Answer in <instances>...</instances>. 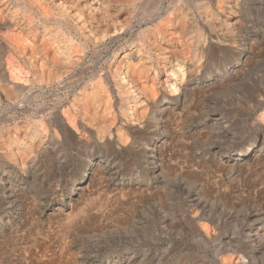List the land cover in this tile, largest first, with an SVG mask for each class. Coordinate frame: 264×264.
<instances>
[{
  "label": "bare ground",
  "instance_id": "6f19581e",
  "mask_svg": "<svg viewBox=\"0 0 264 264\" xmlns=\"http://www.w3.org/2000/svg\"><path fill=\"white\" fill-rule=\"evenodd\" d=\"M263 39L264 0H0V264H59L44 235L54 220H61L65 237L96 235L100 213L89 205H95L98 187L116 208L110 216L118 241L133 244L147 230L127 228L118 209L149 197L159 221L148 232L162 246L186 235L185 229L190 241L211 245L218 257L232 252L220 264H264ZM259 61L262 73L254 78ZM240 84L250 88L245 102L236 96V109L221 113L226 104L215 97ZM239 99L244 108L237 114ZM243 113L256 115L255 135L233 143L228 165L221 167L249 171L244 186L259 205L249 225L258 230L238 240L209 229L210 223L216 230L228 223L217 214L220 206L212 209L204 200L208 188L198 182L197 167L208 163L189 152L186 165L179 156L193 146L182 141L189 116L199 120L193 136L213 134L218 148L231 116ZM203 129L208 131L201 134ZM121 168L124 178L135 177L138 192L121 178ZM171 179L179 182L173 186ZM238 185L214 198L219 195L221 206L223 199L233 202L244 190ZM170 212L185 216L172 220Z\"/></svg>",
  "mask_w": 264,
  "mask_h": 264
},
{
  "label": "rangeland",
  "instance_id": "374dc122",
  "mask_svg": "<svg viewBox=\"0 0 264 264\" xmlns=\"http://www.w3.org/2000/svg\"><path fill=\"white\" fill-rule=\"evenodd\" d=\"M262 45L260 46V50H259V55H263L264 56V50L263 49V46H264V39L263 41L260 42ZM260 60V58H259ZM260 61L258 63V65L255 67V75H254V78H259L260 77V74L262 73L260 70L262 69L260 67ZM251 79V77H250ZM256 81H258L256 79ZM255 81V82H256ZM254 82V81H252ZM257 83V82H256ZM253 85V84H252ZM251 85V87H252ZM238 86V87H237ZM250 88L247 86V84H240L239 85H236V87H233L232 89L228 90V92H223V93H220L217 95V97H215L216 99H218V102H224L226 104V109H224L223 114H226L227 115V112H229L231 114V112H233L235 109H234V97L236 96H240L244 99V102L246 100V95L248 94V90ZM227 93V94H226ZM225 95V96H224ZM229 99V100H228ZM225 100V101H224ZM240 106H238V113L237 114H240V109H243L244 108V104L240 103V99L239 101ZM214 105L212 106L214 109L213 110H217V107L218 105L216 104V102L214 101L213 103ZM240 107V108H239ZM219 109V108H218ZM226 110V111H225ZM230 110V111H229ZM236 115V111L234 113V116ZM228 116V115H227ZM233 116V115H232ZM231 116V119L233 121V123H231V125H229L230 127L229 128H226L227 131H228V136L226 137V140L224 139L225 137H222L221 138V146H219L218 148L216 147V145H218L216 142L217 140H219L216 136H212L211 134L208 136V134H206L205 136H203V138L200 137L197 138L196 136L194 137L193 134L196 133L195 132V129L199 131V120L197 119V116L195 115H191L188 117L187 119V123L186 124V128L188 130H186V137L185 138H182V141L184 142L185 145H189L190 147V143H192V147L187 149L185 151V153L187 152L188 155L184 154L183 152L181 153L182 155H180L179 157V160L185 162L184 164L188 165L190 164V153L192 155V159H193V156H194V159H198L202 162H207V167L210 168L208 170L206 165L204 167H197L198 168V171H201V176H199V179H198V182L201 183V181L204 180V185H207L206 187L210 190L208 191L207 189V195L206 197H204V200L207 204L210 205V208L212 206V209H214V207L216 206H220V211H217V214L219 213L222 221L228 223V226H224L220 227L221 229L224 228V229H215V224L213 223H210L208 221H205L207 223H210L208 224L210 227L209 229H213L212 231H214L215 233L219 234L217 236H223L227 233L231 234L230 236L233 237H237L238 240H240V238L243 240H245V238H243V233H244V236H246L247 232L249 229L253 230V232H256L258 230V226H254L253 228H250L251 226L250 225V222H251V215H253V213H255L256 210L259 209V205L258 203L256 202L257 198L256 196L255 197H250L249 196V193L248 191H246V187L244 186L245 185V182L247 181L248 179V173L249 171H246L244 169L242 170H228L226 171L225 169L221 168L225 165H228L227 163V160L229 159V156L232 155V144L235 143V142H240L241 140H244V139H249L251 137H253L255 135V131L252 130V125L253 123L255 122V119H256V115L255 114H246V113H243V116L242 117H232ZM246 117V118H244ZM236 118V119H234ZM255 118V119H254ZM195 119V120H194ZM241 120V121H240ZM248 122V123H247ZM195 123V124H194ZM244 123V124H243ZM192 124V125H191ZM198 125V126H197ZM237 125V126H236ZM235 127V128H234ZM195 128V129H194ZM239 128V129H238ZM204 131L200 130L201 134L203 133H206L208 131L203 129ZM189 131V132H188ZM233 133V134H232ZM251 133V134H250ZM190 134V135H189ZM189 135V136H188ZM192 135V136H191ZM216 138L214 140V138ZM243 136V137H242ZM191 137V138H190ZM194 137V138H193ZM188 138V139H186ZM194 140H193V139ZM208 138V139H207ZM189 139H192V140H189ZM197 139V141H196ZM223 139V140H222ZM230 139V140H229ZM187 140V141H186ZM200 140V141H199ZM208 140V141H207ZM237 140V141H236ZM196 141V142H195ZM204 141V143H203ZM200 142V143H199ZM214 142V143H213ZM228 142V143H227ZM200 146H199V144ZM197 144V145H196ZM225 144V145H224ZM227 144V145H226ZM229 144V145H228ZM198 146V147H196ZM196 147V149H194ZM201 148V149H200ZM205 148V149H204ZM209 149V150H208ZM224 149V150H223ZM200 150V151H199ZM206 150V151H205ZM221 150V151H220ZM194 151V153H193ZM226 151V152H225ZM231 151V152H230ZM190 152V153H189ZM197 152V153H196ZM212 153H217L216 154V158H212L213 155L211 154ZM222 152V153H221ZM249 152V151H248ZM247 152V153H248ZM208 154V155H207ZM203 156H204V160H203ZM220 156V157H219ZM184 158V159H183ZM186 158V159H185ZM195 159V160H196ZM207 159V160H206ZM212 159V160H211ZM224 159V160H223ZM186 160V161H185ZM215 160V161H214ZM220 162V160H222L218 167H216V163L215 162ZM211 161V162H210ZM214 162V163H212ZM210 163V164H209ZM224 163V164H223ZM123 166H122V165ZM183 164V165H184ZM119 165L122 167V168H125L126 165L122 162H119ZM210 167H209V166ZM222 165V166H220ZM120 169V173H121V178L124 176V174L126 173V170L125 169ZM202 169V170H201ZM212 169H214L212 171ZM207 171V172H206ZM210 171V172H209ZM215 171V173H214ZM226 171V172H225ZM212 172V173H211ZM220 173V174H219ZM215 174V175H214ZM222 174V175H221ZM206 175V176H205ZM217 175V176H216ZM137 177V176H136ZM207 179H206V178ZM216 177V178H215ZM220 177V178H219ZM243 177V178H242ZM245 177V178H244ZM124 178V177H123ZM213 180H212V179ZM222 178V180H221ZM240 178V179H239ZM242 178V179H241ZM125 183L130 185L131 187L135 188L134 190H137L138 192V186L135 185L136 182H134V180L136 181L135 177L130 179V177L127 175L125 176ZM210 179V180H209ZM229 179H231L229 181ZM217 180V181H215ZM224 180V181H223ZM127 181V182H126ZM178 180L176 179H171L170 182L171 184H175V183H178L177 182ZM214 181V183H213ZM236 181L237 183L235 184ZM182 182V181H181ZM217 182V183H216ZM230 182H233L230 183ZM183 183H186L187 182H184ZM203 183V182H202ZM201 183V184H202ZM240 183V184H239ZM215 184V185H214ZM240 185L241 186V189L243 188L244 190H238L236 192V195L235 196V193L234 196H235V199L233 198V202L229 203V202H225L224 199L221 200L222 201V206L219 204L220 202L218 200H220L218 197L219 195H217L216 198H214V196L217 194L216 192H225V191H228L231 189V187L233 186H237V185ZM223 185V186H222ZM229 185V186H228ZM238 185V186H239ZM174 186V185H173ZM214 186V187H213ZM219 186V187H218ZM228 186V188H227ZM244 186V187H242ZM222 187H224L222 189ZM230 187V188H229ZM99 188V187H98ZM98 188H94V189H97L95 192L96 194L94 193V196H93V201L95 202V205L91 203V205H89L90 209L94 211V213H97L99 214L100 213V220L98 221L99 223L102 221L103 223H96V235H91V236H86V235H89V234H86V235H83V236H78V237H75L73 236L72 234H68L66 235L65 237V231L63 232V227H62V223H61V220L59 221H53L52 223V226H50L49 230H48V227L44 228V235H48L50 238H48V242L47 243V246H51L50 247V250L48 251V254L49 253H54V255L59 258V264H113V263H108L109 261H112L114 262V260H118V261H133V262H136L135 264H205L206 260H207V263L206 264H220L221 263V259L222 258H230V255H232V252H226L224 254H220V257H218L219 255L217 254L216 252V249L211 247V245H209L208 247H205L203 246L204 248L202 247H199L198 245H196L194 242L190 241L189 238H187L189 232L188 230L185 231V229H183L184 232H186L187 234L186 235H181V233L179 234L180 237L179 238H176L175 240H173L174 242L170 243L169 245H166V246H162V240H155V238H153L148 230H152L154 229L155 230V227H157L158 225V221H159V215L157 214V210H158V207L154 205L153 201H150L149 200V197H147V201L145 203H140V204H135L133 206V203L132 207H126L124 208L123 212H121V209H118L120 211V214L122 215L123 213V217L125 218L126 220V227L133 230L135 229L136 231H141L142 228L146 227L147 230L144 232V234H141V236H136L141 238V241H138V238L136 237L135 239H137V241H135L133 244H126V242L124 241H118L116 236H117V233L116 231H114V229L116 228V225H115V220L113 221L112 220V216H110L111 214H113V212L116 210L115 207H110L111 204H107V201L108 198L106 196V194L104 193L103 191V187L98 189ZM244 191V193L242 192ZM211 195H210V193ZM241 193V194H240ZM248 193V194H247ZM105 195V196H104ZM257 195V194H255ZM137 196V195H135ZM134 197V196H133ZM242 197V200L240 199ZM244 197V198H243ZM97 198V199H96ZM218 198V200H217ZM249 198V199H247ZM105 199V200H104ZM136 198H134L135 200ZM213 199H216V201L213 202ZM247 199V200H246ZM252 199V201H251ZM256 199V200H255ZM133 200V201H134ZM137 200V199H136ZM203 200V201H204ZM239 200V201H238ZM244 200V201H243ZM103 201V203H102ZM131 201V200H130ZM149 201V202H148ZM239 203L240 201V204H238L237 202ZM101 202V203H100ZM106 202V203H105ZM246 202V203H245ZM187 203V202H186ZM212 203V204H211ZM235 203V204H234ZM143 204V205H142ZM225 204V205H224ZM231 204V205H230ZM94 205V207H93ZM180 207H179V206ZM178 207H179V211H182L181 208H183L184 205H182L180 202H178ZM96 206V207H95ZM102 206V207H101ZM106 206V207H105ZM141 206H144V207H141ZM147 208H146V207ZM153 206V207H151ZM227 206V207H226ZM230 206V207H229ZM255 206V207H254ZM105 209H102L104 208ZM111 208V209H110ZM129 208V209H128ZM146 208V209H145ZM151 208V209H150ZM228 208H230L231 210H229ZM240 208V209H239ZM256 208V209H254ZM100 209V210H99ZM126 209V210H125ZM143 209V210H142ZM227 209V210H226ZM234 209V210H232ZM99 210V211H97ZM117 210V213L119 212ZM133 210V211H132ZM138 210V211H137ZM226 212H225V211ZM238 210V211H237ZM111 211V212H110ZM129 211V212H128ZM99 212V213H98ZM108 212V213H107ZM127 212V213H126ZM236 212V213H235ZM110 213V214H109ZM129 213V215H128ZM132 213V214H131ZM139 213V214H138ZM179 213V214H178ZM176 213L177 215L176 216H179V217H175L173 215L172 212H170L169 214V218H171L172 220H175L176 218L177 219H180V220H183L182 218H184L185 214L184 213H181V212H178ZM181 213V214H180ZM109 214V215H108ZM216 214V215H217ZM223 214L225 215H232L234 216V219L229 220V218L227 219V217H224L222 216ZM248 214V215H247ZM140 217H139V216ZM152 215V216H149ZM219 215H217L219 217ZM240 215V216H239ZM120 216V215H119ZM136 216V217H135ZM138 216V217H137ZM154 216V217H153ZM146 217V218H145ZM153 219H152V218ZM223 217V218H222ZM247 217V218H246ZM104 218V220H102ZM107 218V219H106ZM110 218V219H108ZM149 218V219H148ZM236 218V219H235ZM132 219V220H130ZM58 220V219H57ZM107 220V221H105ZM111 220V221H110ZM144 220V221H143ZM149 220V221H148ZM155 220V221H154ZM132 221V222H131ZM234 221V222H233ZM243 221V222H242ZM58 224H57V223ZM108 222V223H107ZM111 222V223H110ZM113 222V224H112ZM139 222V223H138ZM148 222L150 224V228L147 227L148 225ZM176 222V221H175ZM105 223V224H104ZM147 223V224H145ZM103 224V225H102ZM109 224V225H108ZM129 224V225H128ZM59 225V226H58ZM134 225V226H133ZM138 225V226H137ZM142 225V226H141ZM146 225V226H145ZM233 225V226H232ZM244 225V226H243ZM54 226V227H53ZM61 226V229H59ZM99 226V227H98ZM232 226V227H231ZM57 227V229H56ZM113 229H112V228ZM234 227V228H233ZM239 227V228H238ZM140 228V229H139ZM237 228V229H235ZM47 229V230H46ZM101 229V230H99ZM111 229V230H110ZM230 229V230H229ZM232 229H235V233H232L231 231L234 232V230ZM245 229V230H244ZM51 230V231H50ZM59 231V234H58V231ZM61 230V232H60ZM65 230V229H64ZM242 230H244V232H242ZM49 231H50V234L53 233L54 235H50L49 234ZM53 231V232H52ZM218 231V232H217ZM220 231V233H219ZM238 231V232H237ZM137 232V233H138ZM57 233V235H55ZM115 233V234H114ZM225 233V234H224ZM64 234V235H63ZM107 234V235H106ZM112 234V235H111ZM236 234V235H235ZM44 235L41 236V238L43 237L44 238ZM61 235V236H60ZM109 235V236H108ZM150 235V236H149ZM238 235V236H237ZM73 238H72V237ZM114 236V237H113ZM148 236V237H147ZM183 236V237H182ZM221 236V237H222ZM71 239H69V238ZM85 237V238H84ZM90 237H92L91 239H89ZM111 237V238H110ZM113 237V238H112ZM185 237V238H184ZM240 237V238H239ZM52 238V239H51ZM180 238H182V240H180ZM184 238V239H183ZM66 239V240H65ZM93 239V240H92ZM70 240V241H69ZM96 240V241H95ZM98 241V242H97ZM110 241V243L108 242ZM144 241V242H143ZM183 241V242H182ZM64 242V243H63ZM70 242V243H69ZM93 242V243H92ZM124 242V243H123ZM52 243V244H50ZM55 243V244H54ZM190 243V244H189ZM60 244L62 246H60ZM69 244V245H68ZM126 244V245H125ZM160 244V245H159ZM180 244V245H178ZM184 244V245H183ZM189 244V245H188ZM194 244V245H193ZM65 245V247H64ZM68 245V246H67ZM71 245V246H70ZM123 245V246H122ZM135 245V246H134ZM159 245V246H158ZM178 245V246H177ZM182 245V246H181ZM192 245V246H190ZM237 245H239L237 243ZM128 246V247H126ZM189 246V247H188ZM67 247V249H66ZM75 247V248H74ZM116 247V248H115ZM132 247V248H131ZM146 247V249H145ZM149 247V248H148ZM195 247V248H194ZM199 247V248H198ZM52 248V250H51ZM65 248V249H63ZM73 248V249H72ZM86 248V249H85ZM152 248V249H151ZM167 248V249H166ZM173 248V249H172ZM194 248V249H193ZM209 248V249H208ZM211 248V249H210ZM57 249V250H56ZM63 249V250H62ZM71 249V250H70ZM96 249V250H95ZM165 249V250H164ZM171 249V251H170ZM176 249V250H175ZM178 249V250H177ZM183 249V250H182ZM203 249H207V250H203ZM230 249V248H229ZM241 249V250H240ZM146 250V251H145ZM161 250V251H160ZM239 251H244L245 249H243L242 246L239 245ZM64 251V252H63ZM117 251V252H116ZM168 251V252H167ZM174 251V252H173ZM194 251V252H193ZM213 251H215L216 253H213ZM230 251V250H229ZM60 252V253H59ZM149 252V253H148ZM182 252V253H181ZM186 252V253H185ZM197 252V253H196ZM204 252V253H203ZM206 252V254H205ZM209 252V253H208ZM69 253V254H67ZM94 253V254H93ZM153 255H152V254ZM164 253V254H163ZM167 253V254H166ZM180 253V254H179ZM195 253V255H193ZM49 254V255H51ZM65 254V255H64ZM76 254V255H75ZM88 254V255H87ZM115 257H113L112 256ZM125 254V255H124ZM133 257H132V255ZM158 254V255H157ZM208 254V255H207ZM63 255V257H62ZM68 255V256H67ZM73 255V256H72ZM80 255V256H78ZM82 255V256H81ZM131 255V256H130ZM184 255V256H183ZM201 256V259H197L198 256ZM206 257H205V256ZM217 257H216V256ZM229 255V256H227ZM61 256V257H59ZM122 258H121V257ZM129 256V257H128ZM154 256V257H153ZM181 256V257H180ZM183 256V257H182ZM197 256V257H196ZM214 256V257H213ZM74 259H73V258ZM76 257V258H75ZM81 257V258H80ZM179 257V259H178ZM222 257V258H221ZM128 258V259H127ZM144 258V259H143ZM182 258V259H180ZM185 258V259H184ZM205 258H207L205 260ZM209 258V259H208ZM62 259V260H61ZM107 259V260H106ZM69 260V261H68ZM74 260V261H72ZM187 260V261H186ZM214 260V261H213ZM216 260V261H215ZM219 260V261H218ZM67 261V262H66ZM71 261V262H70ZM79 261V262H78ZM85 261V262H84ZM97 261V262H96ZM139 261V263H138ZM147 261V262H146ZM160 261V262H159ZM162 261V262H161ZM180 261V262H179ZM64 262V263H62ZM66 262V263H65ZM70 262V263H69ZM73 262V263H72ZM178 262V263H177ZM200 262V263H199Z\"/></svg>",
  "mask_w": 264,
  "mask_h": 264
}]
</instances>
